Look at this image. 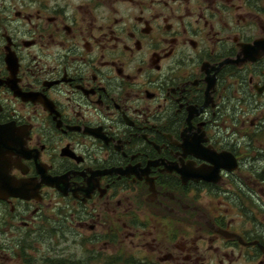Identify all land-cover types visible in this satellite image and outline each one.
Instances as JSON below:
<instances>
[{
    "label": "flooded vegetation",
    "instance_id": "obj_1",
    "mask_svg": "<svg viewBox=\"0 0 264 264\" xmlns=\"http://www.w3.org/2000/svg\"><path fill=\"white\" fill-rule=\"evenodd\" d=\"M0 264H264V0H0Z\"/></svg>",
    "mask_w": 264,
    "mask_h": 264
},
{
    "label": "rangeland",
    "instance_id": "obj_2",
    "mask_svg": "<svg viewBox=\"0 0 264 264\" xmlns=\"http://www.w3.org/2000/svg\"><path fill=\"white\" fill-rule=\"evenodd\" d=\"M206 200H208L209 201V199H206ZM217 201L216 200H214V203H213V206H217Z\"/></svg>",
    "mask_w": 264,
    "mask_h": 264
},
{
    "label": "water",
    "instance_id": "obj_3",
    "mask_svg": "<svg viewBox=\"0 0 264 264\" xmlns=\"http://www.w3.org/2000/svg\"><path fill=\"white\" fill-rule=\"evenodd\" d=\"M259 42H255V45L254 46H250V47H256L258 45ZM254 58V57H252Z\"/></svg>",
    "mask_w": 264,
    "mask_h": 264
}]
</instances>
